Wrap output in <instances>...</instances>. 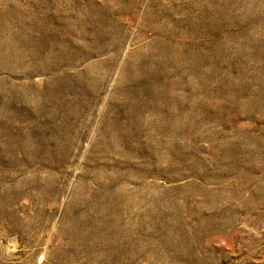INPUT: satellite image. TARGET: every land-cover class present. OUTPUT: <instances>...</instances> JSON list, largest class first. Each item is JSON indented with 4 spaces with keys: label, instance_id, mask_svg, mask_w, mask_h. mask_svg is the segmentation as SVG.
<instances>
[{
    "label": "rangeland",
    "instance_id": "374dc122",
    "mask_svg": "<svg viewBox=\"0 0 264 264\" xmlns=\"http://www.w3.org/2000/svg\"><path fill=\"white\" fill-rule=\"evenodd\" d=\"M0 264H264V0H0Z\"/></svg>",
    "mask_w": 264,
    "mask_h": 264
},
{
    "label": "bare ground",
    "instance_id": "6f19581e",
    "mask_svg": "<svg viewBox=\"0 0 264 264\" xmlns=\"http://www.w3.org/2000/svg\"><path fill=\"white\" fill-rule=\"evenodd\" d=\"M35 42V41H34ZM2 48V47H1ZM4 50V49H3ZM42 52V51H41ZM35 56V55H34ZM161 59V58H160ZM51 62V61H50ZM99 69V68H98ZM81 85V84H80ZM124 191V190H123ZM114 194V193H113ZM108 206V205H107ZM120 228V227H119ZM104 237V236H103Z\"/></svg>",
    "mask_w": 264,
    "mask_h": 264
}]
</instances>
